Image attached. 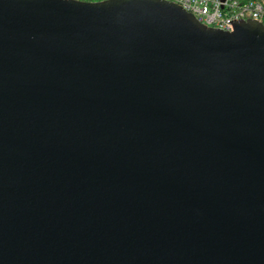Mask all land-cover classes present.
Masks as SVG:
<instances>
[{"label": "water", "instance_id": "95a60500", "mask_svg": "<svg viewBox=\"0 0 264 264\" xmlns=\"http://www.w3.org/2000/svg\"><path fill=\"white\" fill-rule=\"evenodd\" d=\"M0 264H264V24L0 0Z\"/></svg>", "mask_w": 264, "mask_h": 264}, {"label": "built area", "instance_id": "2783aa9c", "mask_svg": "<svg viewBox=\"0 0 264 264\" xmlns=\"http://www.w3.org/2000/svg\"><path fill=\"white\" fill-rule=\"evenodd\" d=\"M103 1V0H84ZM191 13L197 21L222 30H231L240 20H256L264 24V7L256 0H166Z\"/></svg>", "mask_w": 264, "mask_h": 264}, {"label": "trees", "instance_id": "16d2710c", "mask_svg": "<svg viewBox=\"0 0 264 264\" xmlns=\"http://www.w3.org/2000/svg\"><path fill=\"white\" fill-rule=\"evenodd\" d=\"M256 1H260V2H262L263 7H264V0H256ZM263 22H264V20H263Z\"/></svg>", "mask_w": 264, "mask_h": 264}]
</instances>
